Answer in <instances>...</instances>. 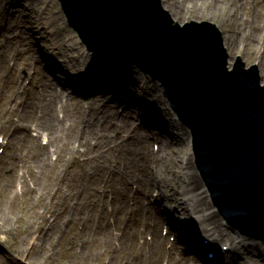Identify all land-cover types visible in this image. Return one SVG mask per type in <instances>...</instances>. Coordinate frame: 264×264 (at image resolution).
Returning a JSON list of instances; mask_svg holds the SVG:
<instances>
[{"label": "rangeland", "instance_id": "1", "mask_svg": "<svg viewBox=\"0 0 264 264\" xmlns=\"http://www.w3.org/2000/svg\"><path fill=\"white\" fill-rule=\"evenodd\" d=\"M161 1L176 21L210 20L215 22L224 33L225 46L229 48L228 53L231 56L230 63L232 64L238 57H242L248 66L257 63L264 85V17L254 11L258 7L264 12V0ZM5 4L10 7V12L7 11ZM252 15L257 17L252 20ZM63 28L67 34L72 31L58 0H0V58L11 48L7 42L9 37L12 46L18 50V59L16 55L12 56L8 69L0 65V140H2L0 142V198L3 199L0 202V264H235L234 258L237 256H240L237 258L240 264H264V258L257 261L255 257L250 256L248 252L250 247L249 249L230 250L229 245L222 244L226 233L220 234L214 227H212V232L215 233L216 243L210 247L215 251L212 257H207L208 251L204 253L194 251L190 255L184 250L185 246L180 244L174 251L168 249V246L161 248L163 253L157 251L152 253L149 249L146 250V246L151 244L150 234L148 231H141V228L147 214L143 215L137 210L138 207L133 208L131 195L133 185H139V183L137 178H133L131 186L122 185L124 166L119 160L125 161L126 152L131 146L135 165L144 164V162L148 164L149 151L157 149V144L155 142L151 144L146 153L140 145H135L129 140L125 141L126 138L115 143L114 141L121 134L119 130L124 127L116 121L114 124L108 121L107 127H101L103 121L100 122V137L91 138L94 130L89 131L91 127L88 125L94 126L93 121H98L104 108L100 97L106 93V99L109 100V104L114 105L118 115L126 112L127 108L116 104V98L129 97L126 103L133 104L138 114L128 117L136 133H139L137 126L143 124L145 120L151 124L148 127L144 126L145 132H151L150 138L153 139L155 136L154 140L159 136L157 135L159 131L154 128L153 122L166 130L171 128L183 130L186 144L175 145L180 149V158L184 161L191 159L193 165L190 171L182 167L181 173L196 172L207 190L206 198L216 212L215 218L223 224V230L227 229L226 232L231 233L236 240H243L256 251L264 252V243L252 240L220 219V211L216 208L211 191L197 166L192 130L176 115L172 118V114L176 113L171 109L162 83L148 78L135 64L130 62L103 60L102 62L106 63L105 66L110 63L111 67H105L102 73H98L97 66L92 64L94 57L81 46V40L72 42L71 37L66 38L61 32L60 29ZM57 31L61 34L58 38L55 36ZM72 58L75 63L71 62ZM13 67L17 68L15 75L11 74ZM63 77L73 78L72 82L67 84ZM36 78V82L40 85L29 92V85ZM145 82L156 86L159 84L158 95ZM87 84H90L88 88H92L90 93L86 92L88 88H83ZM124 85L126 86L125 91L122 90ZM41 88H45V91L51 90L53 94L56 93L57 100L62 101L66 109L65 113L58 109L62 122L56 127L57 134L54 136L61 146L66 144L63 149L66 158L64 156L56 168V170L61 168V171H64V181L69 182L75 170L81 172L80 166L70 165L67 160L72 159L75 152L82 153L87 148H93L89 152L97 157L102 153L99 159L110 164L116 160L118 165L112 174L108 169L95 171L97 175H101V178L93 187L95 194L93 211L84 206L80 216L75 215L74 213L81 206L87 205V200H84L82 195H71L75 201H84V203L74 208L72 221L61 220L64 222V228L61 230L58 226L55 238H50L51 246L60 250L56 259L48 258L44 255L43 249L38 247L42 233H33V230L31 233L25 232L27 209L24 204L28 198V191L34 193L33 206L35 196L43 200L46 210L53 205L51 197L44 196L43 190L39 188L43 172L38 164L43 161V153L40 156L33 154L31 142L36 140L37 143L46 146L45 150L50 151H48V160L52 162L60 152L53 139L50 141L49 137L44 138L45 130L43 128L38 130L39 127L34 122V117L41 118L46 115L43 109L46 99L40 101L34 97ZM98 97L101 100H98ZM31 99L33 105L30 107ZM167 104L170 111L166 107ZM24 110L26 111L23 112ZM161 115L165 117H159ZM26 122L29 124L25 125ZM80 124H86L85 128L88 132H83ZM100 140L102 143H99ZM121 143L126 144V147L121 148ZM129 167L130 164L128 169L132 172ZM134 173L138 177L139 171ZM145 173L147 174V168ZM34 174H37L38 178L32 179ZM113 176L117 177V181ZM25 179L28 180L29 186L23 183ZM4 183L11 186L7 189L9 192L6 197H2V184ZM35 186L38 187L36 192L34 191ZM63 186L67 193L66 196L79 187L77 185L67 186V184ZM69 187H72L71 191ZM133 191L136 192V189ZM15 199L21 204L13 203ZM100 200L101 206L99 207ZM170 202L168 206L177 212L176 221L180 226L187 227L185 234L197 238L191 219L197 222V215L203 212L200 213L193 204L189 206V212L185 211L183 200L180 203L177 195L174 202ZM34 207L37 213L40 209H44L43 206ZM67 214L69 212H66ZM34 215L35 213L32 217ZM35 217H38V214ZM50 217L54 219L52 214ZM84 217L92 219L88 229V225L82 227L81 221ZM209 223L212 222L205 220L207 226H213ZM100 224H102L103 233L99 236ZM21 247H34L35 250L30 255H24ZM65 247L71 256L64 255ZM244 257L247 263H242Z\"/></svg>", "mask_w": 264, "mask_h": 264}, {"label": "water", "instance_id": "2", "mask_svg": "<svg viewBox=\"0 0 264 264\" xmlns=\"http://www.w3.org/2000/svg\"><path fill=\"white\" fill-rule=\"evenodd\" d=\"M89 50L159 81L191 128L197 166L224 219L264 241V85L208 21L174 22L160 0H60ZM173 25V27L171 26Z\"/></svg>", "mask_w": 264, "mask_h": 264}, {"label": "bare ground", "instance_id": "3", "mask_svg": "<svg viewBox=\"0 0 264 264\" xmlns=\"http://www.w3.org/2000/svg\"><path fill=\"white\" fill-rule=\"evenodd\" d=\"M4 6H6L7 11L10 12V7H8L6 4ZM254 11L257 14H260V16L264 17V12H262L261 9L259 10L258 7L255 8ZM254 17H257V16L252 15V20H254ZM66 18L68 20V24L70 25V28L72 29V31L69 32V34H67L65 28L60 29L61 32L64 34V36L66 38L71 37L70 39H72V42L79 41L80 38L81 40H83L82 34L77 30L75 26L71 25L70 18L68 17L67 13H66ZM173 20L175 21L174 18ZM178 23L182 27L185 25L184 22L178 21ZM171 26L173 27V25ZM55 36H57L56 38H58L59 36H61V34L57 31ZM7 42H9L8 46L9 47L11 46V48H9V50H7V52L4 55H2V57L0 58V65L3 66L4 68L7 67L8 69L9 62L12 56L16 55L18 59V54H15L17 52V49L14 46H12L10 37L9 39H7ZM224 47H226L225 42H224ZM58 52L61 53V51H58ZM95 60L92 59L93 61L92 64H95L97 66L98 73H102V70L105 67H108V68L111 67L110 63L107 64V66H105L104 64L106 63H103L99 60L97 61ZM230 60H229V69L232 70L233 66L236 63V60H234L232 64L230 63ZM242 61L244 62V59H242ZM71 62L75 63V60L72 58ZM24 64L26 63L24 62ZM250 66H248L246 63V68H249ZM16 70L17 68H12L11 74L15 75ZM64 79H65L64 81L67 84H70L73 78L71 79L64 78ZM89 85L90 84H87L83 86V88L87 89ZM146 85L148 87L151 86V88L153 89L155 93L159 92L158 90L159 84L156 86V85H151L148 82H146ZM261 85H263L262 79H261ZM122 88H123L122 90L125 91L126 86L124 85L122 86ZM140 91H144V90H140ZM86 92L88 93L92 92V88H88ZM105 95H107V93L104 94L102 97H100L102 99L104 108L98 117V121H93L94 126H92L91 124L88 125V127H91L89 131L94 130L93 134L90 137L91 138L100 137V134H99L100 122L103 121L101 127H107L108 121H112V124H114L116 121L120 123L121 125H123L124 127L121 130H119L121 134L119 138L114 141L115 143H118V140H122L126 138L124 139L125 141L129 140L131 141V143H133V141L134 143L135 141H138L140 142V144L143 143L145 147L149 149V145L152 143V141L154 142V140L150 141L151 132L148 131V133H146L145 127H148L149 125H151L150 122L145 120L143 123L144 125L142 123L139 124L137 126V128L139 129V133L136 134V130H133L134 127H131L128 117H134L138 114H136L133 104L126 103L129 100V97L116 98L115 100L116 104H119L120 107L123 106L127 108L126 112H123L121 115H118V113L115 112L114 105L109 104V100L106 99ZM45 96L47 98L45 100V106H43V109L46 115L42 116L41 118L34 117V122L39 127L38 130L41 128L45 130L43 132V134H45L44 138H46L47 136L49 137L50 141L51 139H53L55 145L60 149V152H59L58 157L54 160V162H52L48 160L49 149L47 148L48 151L45 150L44 147L46 146H44L43 144L40 143L41 144L40 145L39 142L38 143L36 142V140H32L31 149H32V153L38 156H40V154L43 153V161L40 164H38L39 167L41 168V171L43 172L42 181L41 183H39V188L43 190L44 196L49 195L51 197L53 205L51 207H48L46 210L43 200L35 196L34 206L44 207L43 210L40 209V211L37 213L32 203V197L34 193H32L31 191H28V198H27L26 204H24L27 209V216L25 219L27 225L25 227V232L31 233L33 230V233L35 232L42 233V236L38 243V247L43 249L44 255H46L48 258L56 259V256H58V254L60 253V250L51 246L50 238L51 239L55 238V234H57L58 226H60L61 230L64 228V222H62L61 220L72 221V214L74 213L73 212L74 208L79 207L83 205L84 203V201H75L74 199H72L71 195L72 194L74 196L82 195L84 200H87V205L81 206V208H79L74 213L75 215L80 216V212L84 206L89 208L91 211H93V201H94V196H95L93 187L96 186L95 183L99 180V178H101V175H97L96 172L102 171V170L105 171L106 169H108L110 173L112 174L115 171V167H118V165H117L116 160L112 162L113 164H110L106 161L99 159V156H101L102 153H100L99 156L97 157L96 155H93L92 153L90 154L89 152L90 150H93V148H89V149L87 148L82 153L75 152L72 156V159L67 160L68 161L67 163L70 165L80 166L81 172L78 170H75L73 172V177L71 178V180L69 182H65L64 181L65 177L63 176L64 171H61V168H58L56 170V168H57L59 161L62 160L64 156L66 158V155L64 154V150H63L66 147V144H63L61 146L58 139H56L54 136H56L57 134L56 127H58V124L62 122L58 109H61L63 113L66 112V109L63 107L62 101L57 100L56 93L53 94L51 90H46ZM100 98L98 97L97 99L101 100ZM29 103L31 107L33 105V101L31 100ZM160 109L162 110V106H160ZM28 113L34 114L32 112H28ZM172 115L175 116L174 114ZM159 117H165V115H161ZM94 118H96V116H94ZM28 124H29L28 122L25 123V125H28ZM85 125L86 124H80L81 130L83 132L87 131L85 128ZM30 126H33V125H30ZM153 126L156 130L159 131L157 132V135H159L157 136L159 141L155 140V142L159 144V147H158V150L149 152V155L151 157L150 168L148 164L145 162L144 164L135 165L134 159H133L134 152L131 150V146H129V149L126 152V156H125L126 162L123 161V159L119 160V162L124 166L122 185L131 186V180L133 178H137V182L143 189L140 191V188H139L138 191H136L137 196L132 199L133 205L135 206L134 209L139 207L143 209L145 212L150 213L151 212L150 207L154 201L150 200L148 194L153 195V191H157L158 189L159 190L158 193H161L160 194L161 200H164L165 205H166V208H164V210L166 214L169 216L176 210L174 208L169 207L168 203L170 201L174 202V198L177 195V199H179V202L183 200V207H184L183 209H185V211L189 212V206L193 204L196 207L195 209H198L200 213L203 212V214L197 215V218H196L197 222L195 223L196 230H198V227L200 228L204 227L205 220L212 222V223H209V225L213 224V227L215 228L216 231H219L220 234H224V232L226 233V236H225L226 238L224 239L223 241L224 243L222 244L229 245L228 247L230 248V250H235L237 248L249 249L250 247V250L248 251L250 256L255 257V260L257 261L262 260L264 258V252L254 250L253 247L247 245L243 240H236L235 237L231 233L226 232L227 229L223 230L222 228L223 224L221 223L220 220L215 218L216 212L214 211L213 207L208 203L207 198H206L207 190L204 187L203 183L198 178V176L196 175V172L193 171V172L181 173L182 167H185L188 171H190L193 165V162L191 159L184 161L183 159L180 158V149L178 146L186 144V138L184 137V133L182 132L183 130L172 129V128L166 130L163 127H159L156 122H153ZM84 137L86 138V136ZM193 139H194V136H193ZM99 143H102V140H100ZM175 144H177L178 146ZM120 147L125 148L126 144L121 143ZM14 154L16 155V153ZM129 164H130L129 168L132 169V172L128 169ZM146 168H148L149 170V176L145 173ZM136 171H139L138 177H136L134 173ZM113 177L117 181V177L116 176H113ZM34 178H38V175L34 174V176H32V179ZM23 183L26 186H29L27 179H25ZM34 184L37 185L36 183ZM63 184H67V186L77 185L79 187L75 188L73 193L71 192L69 196H66L67 193L64 189ZM9 187H11L9 184H5V183L2 184V194H3L2 197H6L8 195L9 191L7 192V189ZM34 189H35L34 191L36 192L38 187L35 186ZM134 189L135 188L133 187V190ZM71 190H72V187H69V191ZM133 190L131 191V194L132 196H135L136 194H135V191ZM143 192L144 194L142 197ZM175 192H177L178 194H176ZM115 193H116V190H115ZM2 201L3 199L0 198V202ZM12 202L15 204H21V202H19L16 199ZM139 204L142 207H140ZM10 205L12 206L11 203ZM98 205L99 207L101 206V200L99 201ZM66 212H69V214L66 215ZM34 213L35 215L38 214V217H35L34 215L33 217L35 218H33L32 215ZM50 214H52V216L54 217L53 220L51 219ZM183 215L185 216V214ZM170 221L171 223H173L174 220H170ZM81 222H82V227H84L83 225H88L87 226V229H88L90 223L92 222V219H90V217H84L82 218ZM141 231H144V230L141 228ZM98 232H99V236L103 233L102 224H100V227L98 228ZM94 234L96 235V231H94ZM213 235L214 233L212 232L206 233L207 237H212ZM191 238L194 239L193 236H191ZM163 242H164V238L162 237V235H159L158 233H156V236L154 237V240H153V243H155V245H152V244L147 245L146 250L149 249L152 253H155L156 251L163 253V251L161 250V246ZM137 246L139 245L137 244ZM21 248H22L21 252L24 255L26 254L30 255L33 253L32 251L35 250L34 247L32 248L21 247ZM191 248L192 250L196 252L198 251L200 253L203 252L202 250H205V251L210 250L208 248H204V249L202 248V250H200L199 247L194 243H193V247ZM64 255L71 256L70 252L67 250L66 247L64 250ZM239 257L240 256H237L236 258H234L235 264H240L239 260L237 259ZM206 259L208 258L206 257ZM242 263H247V260L245 257Z\"/></svg>", "mask_w": 264, "mask_h": 264}]
</instances>
